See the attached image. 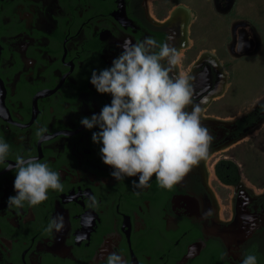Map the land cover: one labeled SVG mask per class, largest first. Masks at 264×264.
Here are the masks:
<instances>
[{"label":"flooded vegetation","instance_id":"af4514ba","mask_svg":"<svg viewBox=\"0 0 264 264\" xmlns=\"http://www.w3.org/2000/svg\"><path fill=\"white\" fill-rule=\"evenodd\" d=\"M244 0H0V138L60 174L35 207L9 208L15 169L0 165V264H264V87L233 91L239 60L264 48ZM216 27V28H214ZM153 37L182 53L192 90L214 137L202 160L171 190L133 188L102 161V142L81 124L110 105L90 82L110 68L124 40ZM252 46L249 52L242 51ZM38 126L52 139L38 141ZM23 139H20V138ZM93 199L96 205H93ZM63 215L60 233H45Z\"/></svg>","mask_w":264,"mask_h":264},{"label":"clouds","instance_id":"9594fccd","mask_svg":"<svg viewBox=\"0 0 264 264\" xmlns=\"http://www.w3.org/2000/svg\"><path fill=\"white\" fill-rule=\"evenodd\" d=\"M119 46L122 52L112 66L93 71L90 81L100 94H111V104L81 124L89 130L99 127L92 140L102 142V161L114 169L111 175L117 181L138 177L132 186L143 189L155 177L159 187L171 190L207 159L214 137L202 125L199 107L186 111L192 99L188 77L171 75L182 61L179 50L153 37L136 43L126 39ZM34 135L42 143L52 139L46 126L36 127ZM9 154L10 145L0 138V165L16 173V195L8 198L9 208H23L25 203L35 207L48 199L49 190L63 191L60 174L47 163L18 153L12 164L7 162ZM64 227L63 215H57L44 231L60 233ZM106 264L125 260L112 253ZM241 264H257V257L247 254Z\"/></svg>","mask_w":264,"mask_h":264},{"label":"rangeland","instance_id":"374dc122","mask_svg":"<svg viewBox=\"0 0 264 264\" xmlns=\"http://www.w3.org/2000/svg\"><path fill=\"white\" fill-rule=\"evenodd\" d=\"M242 10L248 22L256 26L253 28L261 36L264 46V0H244ZM234 72V93L249 98L256 88L264 87V48L255 56L239 60Z\"/></svg>","mask_w":264,"mask_h":264},{"label":"water","instance_id":"95a60500","mask_svg":"<svg viewBox=\"0 0 264 264\" xmlns=\"http://www.w3.org/2000/svg\"><path fill=\"white\" fill-rule=\"evenodd\" d=\"M251 50H252V46L250 45V47H248V49L242 51V53H244V52H249V51H251Z\"/></svg>","mask_w":264,"mask_h":264}]
</instances>
